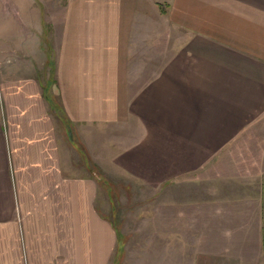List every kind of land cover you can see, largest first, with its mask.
<instances>
[{
    "label": "crops",
    "instance_id": "obj_1",
    "mask_svg": "<svg viewBox=\"0 0 264 264\" xmlns=\"http://www.w3.org/2000/svg\"><path fill=\"white\" fill-rule=\"evenodd\" d=\"M64 2L49 80L0 0V264L112 263L86 154L159 195L132 264H264V0Z\"/></svg>",
    "mask_w": 264,
    "mask_h": 264
},
{
    "label": "rangeland",
    "instance_id": "obj_2",
    "mask_svg": "<svg viewBox=\"0 0 264 264\" xmlns=\"http://www.w3.org/2000/svg\"><path fill=\"white\" fill-rule=\"evenodd\" d=\"M23 1V4L29 6V17L34 16L35 19L40 20V61L47 57V65L45 67V79L48 77L51 80L50 75L53 74V53L54 48L53 41L51 43L53 31L52 24L58 17L55 13L64 9V0H29ZM25 10L27 8L24 7ZM28 11V10H27ZM13 23V41H14V53L11 58V63H15L18 66L22 65V60L25 58L24 48L25 38L28 31L25 30V26L19 24L17 18H14ZM45 24L48 27L44 32ZM47 31V32H46ZM52 53V54H51ZM51 54V55H50ZM51 57V58H50ZM43 75V74H42ZM67 138L73 140V145L78 142L76 132L72 128L67 129ZM81 143V142H80ZM79 143L81 148L82 145ZM84 151V149H82ZM81 155V154H80ZM90 167V171L94 177L99 181L100 195L98 204L102 213L109 217L110 222L114 226L118 234V242L116 245L115 253L111 264H132V255L134 249H143V244H147V238L144 239L136 237V229L141 231L139 234L147 232V226L137 225V221L147 216L149 209L148 202L160 200L154 195L145 193L143 185L133 181L131 178L122 174H111L102 169L101 166L86 154ZM83 158V156H81ZM84 159V158H83Z\"/></svg>",
    "mask_w": 264,
    "mask_h": 264
}]
</instances>
